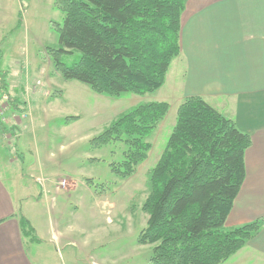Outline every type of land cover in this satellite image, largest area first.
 Segmentation results:
<instances>
[{
	"label": "rangeland",
	"instance_id": "rangeland-1",
	"mask_svg": "<svg viewBox=\"0 0 264 264\" xmlns=\"http://www.w3.org/2000/svg\"><path fill=\"white\" fill-rule=\"evenodd\" d=\"M62 18L55 0H0V161L20 155L5 172L13 173L8 184L18 211L36 229V240L25 239L28 254L34 264H150L151 246L137 242L147 221L142 205L148 174L186 98L185 68L179 71L174 58L162 86L144 95L98 94L54 68ZM79 55L61 53L60 61L72 65ZM153 101L168 110L146 138V159L121 178L110 164L121 160L123 144L92 148L90 140L122 113ZM18 102L28 106L17 109Z\"/></svg>",
	"mask_w": 264,
	"mask_h": 264
},
{
	"label": "trees",
	"instance_id": "trees-1",
	"mask_svg": "<svg viewBox=\"0 0 264 264\" xmlns=\"http://www.w3.org/2000/svg\"><path fill=\"white\" fill-rule=\"evenodd\" d=\"M186 0H55L63 13L52 52L56 71L98 94L144 95L162 86L180 54V17ZM77 50L72 65L61 53ZM168 103H141L119 115L90 140L92 148L120 142L121 160L111 163L119 177L130 176L146 159V138ZM75 119V116L67 119ZM249 136L198 96L179 105L175 123L148 174L147 214L138 244L151 246L150 264H222L261 227L259 220L226 228L244 179ZM22 233L36 240L28 220Z\"/></svg>",
	"mask_w": 264,
	"mask_h": 264
},
{
	"label": "crops",
	"instance_id": "crops-1",
	"mask_svg": "<svg viewBox=\"0 0 264 264\" xmlns=\"http://www.w3.org/2000/svg\"><path fill=\"white\" fill-rule=\"evenodd\" d=\"M179 44L178 69L185 68L182 97L203 98L250 138L244 179L226 226L256 220L262 225L227 261L264 264V0H186ZM23 105L18 102L17 109ZM19 158L7 159L8 166ZM7 164L0 161V264H34L19 217L36 229L17 209Z\"/></svg>",
	"mask_w": 264,
	"mask_h": 264
}]
</instances>
